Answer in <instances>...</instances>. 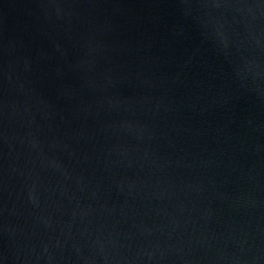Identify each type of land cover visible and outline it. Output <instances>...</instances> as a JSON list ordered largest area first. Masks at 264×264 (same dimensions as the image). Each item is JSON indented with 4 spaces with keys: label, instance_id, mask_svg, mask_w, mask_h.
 I'll list each match as a JSON object with an SVG mask.
<instances>
[{
    "label": "water",
    "instance_id": "1",
    "mask_svg": "<svg viewBox=\"0 0 264 264\" xmlns=\"http://www.w3.org/2000/svg\"><path fill=\"white\" fill-rule=\"evenodd\" d=\"M0 264H264V0H0Z\"/></svg>",
    "mask_w": 264,
    "mask_h": 264
}]
</instances>
